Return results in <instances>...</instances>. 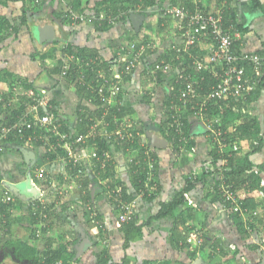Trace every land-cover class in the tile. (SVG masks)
<instances>
[{"label":"crops","instance_id":"obj_1","mask_svg":"<svg viewBox=\"0 0 264 264\" xmlns=\"http://www.w3.org/2000/svg\"><path fill=\"white\" fill-rule=\"evenodd\" d=\"M65 1L67 4L61 0H44L38 8L31 0H0V15L6 16L15 25L20 23L19 16L22 8H25L28 14L29 12L34 13V8L38 12L34 18L40 16L52 20L58 28V43H54L53 39H47L40 32H36L30 21L26 25H19L16 34L8 31L3 37H0V74L6 73L0 80V96L3 100L0 103V121L7 117L12 108L16 109L23 98H25L22 101L26 112L32 108L38 97H43L46 104L51 99L56 101L58 118L70 122V126L73 128L77 106L85 104L91 109L94 106L71 89V83L63 73L50 72V68L56 66V59L60 53H57L55 58L41 59L40 55L53 46L60 51L62 44L67 42L74 46L87 47L97 51V56L102 61L112 59L116 62L109 67L112 69L110 72L112 76L120 72L117 69L126 57L128 50L137 51L141 40L147 39L146 44L143 43L141 47L151 45V50L146 52L143 50L146 54L142 58L143 63L138 64L125 81L124 88L126 90H124L122 99L125 108L132 110L125 116L135 118L139 126L144 128L138 139L141 145H137L141 147V150L127 147V149H120L117 145H111L110 151L105 152L104 159L92 160L90 153L95 149L93 145H88L78 175L82 179L88 178L90 183L86 189L84 187L82 189L77 181L68 177V165L64 156L57 155L53 160L46 159L43 157L44 148L42 146L36 147L32 141L25 142L22 144L23 146L31 148L37 153L35 163L29 167V163L26 162L21 151L15 147L19 144L2 143L0 145V193L2 194L4 189V194L7 193L6 191L10 192L13 201L6 209V213L9 215L0 211V264L15 262L9 252V247L17 240L35 246L39 252L45 250L49 242L54 249L63 243L66 246L65 252L73 255L68 264H102L103 257L109 258V261L121 263L125 256L128 258L129 264H142L145 261L148 264H165L166 262L169 264H194L200 258L199 247L203 242L201 244L194 241L188 242L194 230H198L200 233L206 231L212 237H220L224 241L225 248L229 244H234L236 247H240L244 254L240 255L239 260L231 259V252L228 255H223L219 246L216 248L210 246L200 253L202 264H258V258L263 259L264 256V239L262 240L261 236L251 239L258 244V248L243 247V242L236 237L224 215L225 210L220 207V202L210 193L215 179H221V183L224 181H222L220 173L216 175L209 173L214 169V166L211 159V135L205 126V121L197 115L190 116L189 134L194 144L189 151H178L177 147L174 148L166 137L170 133L168 128L163 130V126L160 125L164 120L162 114L166 101L165 92L168 89L165 86L169 84V87L172 88L170 81L174 77L182 84L187 81V78H195L194 74H198L199 77H204L203 80L207 79L205 82L208 88L211 89L215 84L212 85L209 78L213 77L216 66H211L201 72L195 69V63L205 61L206 55L209 53L210 43L206 42L205 35H201L200 40L194 43L193 52L187 51L182 67L173 66V69L163 73L165 74L162 78L164 82L158 83L153 79V75L148 74V69L143 70L142 65L145 63L149 66L153 65L159 56L167 52H172L171 60L173 62L182 61L185 56L183 54L175 55V50L183 47V40L175 21L171 17L160 15L162 6L152 7L151 10H147L150 12L147 15L140 13V7L135 10L129 9L127 11L129 21H117L125 11H119L116 16L108 20L106 12H96L92 9L95 3L100 0H81V7H85V10L77 12L84 14L85 20L72 25L64 18L63 8L69 6L74 9V7L71 0ZM189 1L192 6H195L193 0ZM251 1L229 0L227 4V8L232 11L231 15L240 28V30H236L239 36L236 37L238 42H235V49L240 52H257L263 56L264 61V0H257L260 6L254 8L251 6ZM200 4L207 10H212L218 2L217 0H200ZM131 15L139 19L137 28L132 23ZM62 17L64 20L61 19ZM104 19L107 20V25L108 23L113 24L108 25L109 27L105 30L100 28L104 24ZM130 36L132 39H129ZM205 72H207L206 78L203 74ZM189 74L193 77H189ZM179 75H184V78H180ZM26 82L33 84V88L38 91L36 95L31 94L32 92L25 88ZM55 84L56 86H54ZM255 88L249 99L235 101V104L241 106L242 111L239 113L234 109L235 112L231 114V119L238 124L241 121L239 116L242 113H248L258 123L263 144L259 151L249 157L254 165H258L264 162V85H255ZM32 95L36 97L32 98ZM29 97L34 100V103L27 102ZM112 121L114 122V120ZM227 127L228 130L234 129L232 123ZM102 136L105 137V133ZM112 137L114 139V136ZM234 141L236 144L233 148L229 142L226 148L221 151L235 152L238 150L236 162L241 164L244 160L243 152L248 150V146L244 148L242 140ZM238 142L239 146H237ZM139 152H141V159L146 160V164L148 159L154 163L153 175L158 192L151 200H145L141 196L136 201L133 196V201L136 203V219L138 224H143V227L141 236L127 247H123L124 239L121 224L118 221V209L112 198L115 194L110 192V190H115V193L118 194L121 187L115 185L110 188L112 179L110 177L100 178L95 168L100 167L105 172V162H107V165L113 166L114 176L120 178L128 186L131 162H136L134 159ZM145 152H148L147 155ZM225 162L221 161L220 164L223 165ZM204 169L205 171L209 170L208 175L199 180L195 187L188 192L187 202L177 206L171 213L159 219H153L160 209V204L173 199L176 192L185 184L186 177L192 172L200 176ZM41 170H43L42 174H40ZM57 178H62V182H59ZM27 181L37 189V198H22L5 185V182H9L22 189ZM53 189L59 195L57 196L58 201L53 199L55 194ZM128 191L131 192L130 187ZM256 199L260 200V198ZM35 201H38L42 206L37 207L36 210L40 208L43 211V208L47 206L53 208L50 213V228L42 235L38 229L41 224L45 225V223L34 225L36 237L33 238L30 232L32 219L28 215L27 207ZM257 210L258 213L262 212L260 207H257ZM189 214L190 219L182 222L181 219L188 217ZM149 219L150 221H148ZM186 230H189L186 243L189 244L190 249H195L194 259H190L188 247H183L182 241H180ZM37 234L39 235L37 236ZM103 248H106V256L103 255L105 254ZM23 264L27 263L23 262ZM56 264H61V260Z\"/></svg>","mask_w":264,"mask_h":264},{"label":"trees","instance_id":"obj_2","mask_svg":"<svg viewBox=\"0 0 264 264\" xmlns=\"http://www.w3.org/2000/svg\"><path fill=\"white\" fill-rule=\"evenodd\" d=\"M44 1V0H43ZM58 1V0H57ZM73 7L76 11L83 12L85 10V7H81V0H71ZM42 3V2H41ZM40 3V4H41ZM159 0H100L95 3V5L92 7L96 12H106V16L112 18L113 16H116L119 11H125L124 15H122L120 18L117 19L119 20H125L129 21V14H127V11L129 9H138L140 7V13L142 14H149L145 13L147 10H151L152 7H155L158 5ZM183 5L184 8L191 10V8H194L192 4L190 3L189 0H171L170 4H178ZM40 4L36 5L39 6ZM161 6V5H159ZM158 6V7H159ZM251 6L254 7H259V3L257 0H252L251 1ZM138 7V8H137ZM156 7V8H158ZM39 8V7H38ZM214 12V11H213ZM160 15L161 11L159 12ZM232 11H230L227 7L225 8L223 12V19H222V28H227V27H233L234 29L231 31V34L234 33L235 30H240L238 28L235 19L231 15ZM59 15V14H58ZM60 17V16H58ZM166 17V16H165ZM163 17V18H165ZM30 18H34L32 14L27 13V10L25 8H22L19 20L20 23L18 25L13 24V22L8 19L4 15H0V37H3L8 31H12L15 34L17 33L19 29V25H26L29 21ZM62 20L63 17L61 18ZM66 21V20H65ZM108 25H113L108 23ZM107 20L104 19V24L100 28L105 30L107 27ZM229 27V28H230ZM206 39V42L208 41V44L210 43V39L208 35L204 36ZM129 39H132L130 36ZM135 39V38H134ZM238 38L233 39V45L232 48L234 51L235 49V42L237 43ZM54 43H58L57 39H53ZM240 41V40H239ZM147 39L141 40V43L138 44L139 48L137 51L131 50V52L138 53L140 52V55L138 56V60L134 59L130 55H128L129 51L127 52L126 57L124 58L123 62H121L119 68L117 69L118 73H121V78L119 82V87L120 90L115 96V104L113 106L109 107L107 112H105V105L103 104L101 98H99V95L94 92L95 89L100 85L102 78L103 77H108L111 76V68H109L111 65L116 64L112 59L105 61L101 60L100 57H98V52L92 49H89L87 47H78L74 46L71 43H63L62 46H64V49L60 48V51L55 47H51L47 50V52L43 53L40 55V58H55L57 53L61 54H66L67 56H72L70 59L71 62V67L70 70L66 74H63L65 78L68 79V81L71 83V89L75 91L78 95L82 96L84 100L87 102H90L94 108H90L89 106L83 104V105H78L77 110H76V119L74 120L75 124L73 125L74 127L70 126V122L61 120L57 116V103L55 100H48L47 104L45 106H39V114H43L45 111H51V113L54 116V119L56 120V123L59 124L58 130L64 132L67 131L70 134V139H74L75 135L78 134H86L89 125L91 124L92 119H97V120H102L104 123H107L106 129L108 132H112L115 129V124L113 123L112 120L114 118H131L130 116H125L129 114L132 110L125 108L123 105V97H124V83L129 78V76L134 72L136 69V66L138 64H142L143 60L142 58L146 56L144 51H149L151 50V45H148L147 47L145 46L141 50V45L144 43L146 44ZM194 44L190 45L187 50H181L177 51L175 50V55H185L183 58L184 60L182 61H176L173 62L171 60L172 58V52H167L166 54L159 56L158 59L155 60V63L153 65H148L147 63L143 64V70H147L148 74L153 75V79L155 82H164L162 80L163 74L161 70L156 69L155 66L156 64H160L161 61L164 62H169L171 65V69H173V66H176L178 68H181L182 65L184 64V61L187 56V51L188 52H193L194 50ZM146 49V50H145ZM183 49V47L181 48ZM144 50V51H143ZM186 51V52H185ZM237 54L241 52H249V51H236ZM185 53V54H184ZM257 53V52H256ZM259 54V53H258ZM261 55V54H260ZM262 56V55H261ZM59 58V57H58ZM56 59V66L54 68H50V72L54 71L55 74H62L63 69L62 65L63 62L61 59ZM93 61L92 67H94V70L88 71L86 73L84 82L82 83L79 78V73H80V65L82 63H85V61ZM142 60V61H141ZM96 61V62H95ZM42 62V61H41ZM95 62V64H94ZM132 63V64H131ZM178 63V64H177ZM129 64V69L126 70V66ZM239 64H246L243 61H239ZM116 66V65H114ZM149 66V67H147ZM250 66L246 65V72L248 75L252 74L251 69H249ZM153 69L155 72L153 73ZM191 69V68H190ZM190 71V70H189ZM251 72V73H250ZM194 73V72H193ZM4 74L6 73H1L0 74V80H2L4 77ZM205 75V78L207 76V72L203 73ZM195 78H198V74H194ZM256 86H262L264 85V70L262 72V77H256ZM207 80V79H206ZM206 80H203V82H199V87H197V94L196 97H191L189 101L186 104H183L181 100H179V95L180 91L179 89L182 87V84L178 82L176 77H174L171 81L170 84L172 85V88L169 87V84H167L168 89H166L165 92V106L163 110V121L160 123V125L163 126V130H166V126L168 125L169 121H171V114L173 112H176V109L172 107L173 104L179 105L180 112L183 116L184 119V126L183 128L185 129V132L187 133L188 140L184 142V150H191L193 147L194 141L189 134V124H190V116L192 115H197L199 118H202L206 122H211L213 126L217 129H220L222 132L224 131L226 136L228 137L226 141L233 142L234 140H242V146L245 148L248 146V150L243 152V162L241 164H238L236 162V152H223L221 151L216 145V143H213V140L211 138V143H212V150H211V159H212V165L214 166V169L212 171L203 170V173L198 176L195 172H192L188 177L185 178V184L176 192L175 196L173 197L172 200L166 202V203H161L160 204V209L156 215L153 216V219H159L168 213H171L173 209H175L177 206L184 204L187 202L186 197L188 195V192H190L196 185V183L204 179L205 175H208V171L210 174H219L222 176V181L221 179L217 180L215 179V184L213 185L212 195H214L215 199L220 202V207H223V202H222V190L220 189V185L224 184L226 187H228L230 190L234 191L235 193L244 191L245 197L242 205L246 207L247 209V214L252 215L254 211L257 210V207H260V210L264 211V197L260 198V200H257L256 197L258 196V190L260 187L259 181L262 177H264V162L254 165L252 161L250 160V155L259 151L261 149V146L263 144V138L260 135V129L259 125L257 122H255L254 117H250V114L246 113L241 116L240 123H235L234 120L231 118V114L235 112L234 109L238 110L239 113L242 111V108L239 104H235L234 101L228 99V100H223L217 97H207L206 95L209 93L210 88H208L207 83L205 82ZM210 83L212 82V85L216 82V80L213 77L209 78ZM58 83V81H57ZM56 83V84H57ZM56 84L54 86H56ZM25 88L29 89V92H32L31 94L36 95L38 93L37 90H35L33 87L32 83H25ZM257 88V87H256ZM255 88V89H256ZM255 89L244 96V98L241 101H245L250 98V95H253V92ZM22 100H25L23 98ZM21 100L20 105L16 107V109L12 108L11 111H9V114L7 117L0 121L1 123L7 124V125H12L14 122L18 120V118L21 116V114L24 111V102ZM201 100H206V105L202 107L201 111L199 112V104L198 101ZM30 103H34V100L29 101ZM192 106H196L195 108H192ZM44 107V108H43ZM215 118H219L218 122H214ZM135 119V118H131ZM136 120V119H135ZM232 123L233 128L232 130H228V124ZM102 127V126H101ZM168 128V126H167ZM144 128L141 126V131H143ZM47 135L48 139L45 140L42 137L43 135ZM28 136H31L32 142H34V145L36 147L42 146L44 148L43 152V157L49 160L55 159V157L58 156H64L66 163H67V168H68V177L70 176V179H73L74 181H77L78 184L82 187V189H86L88 187L89 180L82 179L77 173L78 170L81 169V165L79 164H73L71 161L68 160L66 152L62 148H56L55 150H49L48 146L50 143H55L56 137L53 136L51 132H44L42 133L36 131L33 132L31 129L25 130L24 134L22 136H18L15 132L9 136L5 142L2 143H9V144H24L25 142H28ZM111 135L110 137H103L102 135H95V136H90L87 137L85 140V143L81 145H93V148L95 149L97 153V158H92V160L96 159H104L105 157V152H109L110 146L111 145H117L120 149H138L141 150L140 146H137V142L133 143H125V144H119L117 141H115ZM224 136V134H223ZM143 137V136H142ZM167 139L172 143L174 147L177 146L178 138L177 136L173 135L171 132L169 133L168 136H166ZM36 138V139H35ZM35 139V140H34ZM1 143V144H2ZM248 143V144H247ZM0 144V145H1ZM79 145V144H77ZM127 147V148H126ZM78 148V146H75V149ZM178 150V149H177ZM179 151V150H178ZM225 159V164H220L221 161ZM135 162H131L132 168H131V176L129 177V184L128 186H131L133 190L138 194L139 191H143L142 198L145 200H151L156 192H158V186L156 185L154 190H150L145 187V182H146V175H147V170H146V160L143 158L141 159V152L138 153L137 157L134 159ZM133 161V160H132ZM98 163V162H97ZM99 164V163H98ZM105 172L100 168L96 167L95 170L100 175V178L104 179L105 177H110L112 179V182L110 184V188L115 187V185H119L121 187V191L116 194L113 192L112 198L114 200V204L116 205L118 211L120 209L118 208V205L120 202H129L133 200V193L129 192V187L125 185V182L122 181L120 178H117L114 176V168L113 166L107 165V162H105ZM98 166V165H97ZM139 169V170H138ZM256 169V170H255ZM202 177V178H201ZM59 182H62V178H57ZM96 180V179H95ZM97 181V180H96ZM153 184V183H152ZM84 187V188H83ZM109 190V189H108ZM5 191V189H4ZM3 193H0V211L4 212L5 214L9 215V213H6L7 207L10 205V202H3L2 198L5 195ZM105 191V190H104ZM111 191V190H110ZM7 193L11 194L10 192L6 191ZM58 193L56 192L54 194L53 199H57L55 201H58L59 198ZM52 200V198H51ZM17 201H20L17 199ZM12 203V201H11ZM55 203V202H54ZM222 203V204H221ZM41 206L38 201H35L33 204L28 205L27 210L29 212V216H31V235L33 238L36 237V228H34V225H38L41 223H45V225L41 224V227L38 229L39 232L44 235L46 231L50 228L49 222H50V213H51V208H48V206L43 208L42 213L46 214L45 217L39 214L40 210H37V207ZM42 207V206H41ZM224 215L227 218V221L230 223V225L233 228L236 237L243 242V247L246 248H258V244L256 242H253L251 239H254L258 237V233L262 234L264 232H261V227L264 224V219H258L257 217H251L247 216L246 220L242 218L238 213L234 212L231 210L230 204L227 202L224 204ZM137 215L135 214L130 220L126 222H121V230L123 232V247H127L132 241H134L136 238L141 236L142 232V227L143 224H138L137 222ZM152 219V218H151ZM186 219H190V214L188 217H183L181 219L182 222H185ZM150 221V219L148 220ZM147 221V222H148ZM230 226V227H231ZM189 230H186L185 234L183 237L180 238V241H182L183 247H188V252L190 259H194L195 256V249H190L189 244H187V233ZM203 242L199 247V256L201 259V252L206 248L212 246L213 248L220 247L221 248V253L223 255H228L230 252L231 259H240V255H244L242 251L240 250V247H236L235 249H229L228 247H224V241L220 237H212L207 234L206 231H203ZM251 237V238H250ZM50 240V238H47ZM48 245L45 247V250L42 252H39L35 246L29 245L25 241L22 240H17L16 242H13L10 244L9 247V252L11 253L12 257L15 259L16 262H26L27 264H56L57 261L61 260V264H68L69 261L72 258V254L66 253L65 252V244L60 243L58 245V248L54 249L53 246L51 245V242L47 243ZM105 251L103 254L106 256V248H103ZM261 257L258 258V262H261ZM110 259L107 257H103L101 260L102 264H129L128 258L125 256L122 259L121 263L115 262V261H109ZM202 260V259H201ZM142 264H148L147 261L143 262ZM164 264V263H163ZM165 264H169L166 262ZM216 264H222V263H216Z\"/></svg>","mask_w":264,"mask_h":264},{"label":"built area","instance_id":"obj_3","mask_svg":"<svg viewBox=\"0 0 264 264\" xmlns=\"http://www.w3.org/2000/svg\"><path fill=\"white\" fill-rule=\"evenodd\" d=\"M31 2L35 5H38L43 2V0H31ZM61 2H63L64 4L66 3L65 0H61ZM193 2L195 6L191 10L184 8L183 5L179 4H170L168 6H162L160 8L161 14L166 17H171L177 24V28L180 31L179 34L181 35V38L183 40L184 48H177L176 50H187L190 45L200 40L201 35H208L210 39L209 53L206 55L205 61H198L195 63V69H197L196 71L198 72L207 70L211 66H216V71L213 73V78L216 80V82L211 87V91H209L206 96L209 98L217 97L223 100L230 99L234 102L242 100L246 94L251 93L255 89L256 78L254 76L260 77L262 75L264 64L263 56L256 52H241L237 54V52L233 50V39L238 37L239 34L236 30L233 34H231V31L234 29L232 26H229L230 28H222L221 25L223 12L227 7L229 0H217V6H215V8L212 10H207L205 7H203L200 4V0H193ZM63 16L67 20V22L72 25H76L79 22L85 20L84 14L75 11L69 6H65L63 8ZM61 48L64 49V46H61ZM142 49L143 47H141V50ZM128 53V55H130L134 59H137L140 55V52L134 53L131 52V50ZM71 58L72 56H67L66 54H61L59 56V59H61V61L63 62V74H66L68 70H70ZM240 60L245 62L246 64H239ZM93 61V59L91 60V62L85 61V63H82L79 66V78L82 83L84 82L86 73L88 71L94 70V67H92ZM246 65L250 66L253 76L247 74ZM155 68L161 70L162 73H167L169 70H171V65L169 64V62L161 61L160 64H156ZM128 69L129 64L126 66V70ZM154 72L155 70L153 69V73ZM188 76L193 77L191 74H189ZM179 77L184 78V75H179ZM101 78L102 81L94 92H96L99 95V98H101L103 104L105 105L104 113H106L108 108L115 104V96L120 90L119 80L121 78V73H115L114 75L109 76V78L103 77V75H101ZM203 78V76L198 78L193 77L191 79L187 78V81L182 83V87L179 89V100H181L183 104H186L191 97H196L197 87H199V82H201ZM2 101V97L0 96V103ZM198 103H200V112L202 107L206 105V100H199ZM45 105L46 101L44 100V98L38 97L32 108L26 112H23L18 120L12 125L1 123L0 144L2 142H5V140H7L9 136L13 134V132H15L18 136H22L25 130L28 129H31L33 132L38 131L40 133H42V131L51 132L53 136L56 137V142L50 143L48 149H64L68 160L73 164L79 165H81V161L83 160V158H85L86 151L88 149V146L81 144H84L86 138L90 136L92 137L97 134L103 135L105 133V137L107 138L113 135L114 140L119 144H125L127 142H137L141 145V142H139L138 140L141 137V127L139 126L137 120H133L131 118H114L113 123L116 127L112 132H108V130L106 129L107 123H104L102 120L92 119L86 134L75 135L74 139L71 140V136L67 131L62 132L58 130L59 124L56 123L57 119H54L51 111H45L42 115L39 114V106ZM178 106L179 105L177 104L172 105V107L176 109V112H173V114H171V121H169L167 126L169 132H171L178 138L179 142H177V149L183 151V144L188 140V136L185 132V129L183 128L184 119ZM195 107L196 106H192V108ZM218 121L219 118L214 119V122ZM205 126L210 132L213 143H216V146L220 150L226 148L228 144L226 139L228 137L226 136L225 132H222L220 129L215 128L211 122L205 121ZM40 138L47 140L48 136L45 134ZM27 140L28 142L33 141L31 136H28ZM75 146H78V148L75 149ZM145 153L147 155L148 152ZM90 156L91 158H97L98 155L95 150H91ZM145 166L147 167L145 187L150 190H154L156 186L153 175L154 163L151 159H148V162ZM42 173L43 170H41L40 174ZM79 173L80 171L78 170L77 174ZM259 185L260 187H264V177L260 179ZM220 187V189L222 190L223 210L224 204L228 202L231 206V210L238 213L240 216H242V218L246 220L248 212L246 207L242 205L245 197V192L241 191L235 193L224 184H221ZM112 192L116 191L114 190ZM138 194L142 196L143 191L140 190ZM262 197H264V190L263 188H259L258 196L256 198ZM2 201L7 203L13 201L12 194L6 193L2 198ZM189 203H192V201H189ZM135 207L136 203L133 200L129 202L121 201L118 205V208L120 209V211H118V221L126 222L130 220L136 214ZM39 214L43 217L46 216V214L42 213L41 210ZM38 235L39 234H37V236ZM191 241H194L197 244H201V242L203 241L202 232L200 233L198 230H194L192 237L188 239V242ZM227 247L229 249H235L234 244H229Z\"/></svg>","mask_w":264,"mask_h":264},{"label":"water","instance_id":"obj_4","mask_svg":"<svg viewBox=\"0 0 264 264\" xmlns=\"http://www.w3.org/2000/svg\"><path fill=\"white\" fill-rule=\"evenodd\" d=\"M28 16H29V14H28ZM131 20H132L134 27L137 28L139 19L137 17H135L134 15H131ZM34 30L36 32H40L47 39H57L58 38L57 26L53 23L52 20H48L44 17L39 18V23H36L34 25ZM15 147L21 151L26 162L29 163V167L35 163V160L37 159V153L34 150H32L31 148H28L26 146H23V145H18ZM29 181H30V177H29ZM5 185L9 188V190L14 192L16 195L21 196L22 198L26 197L25 199H27V198L35 199L38 197V191L31 184V182L27 181L25 183V186L23 187L24 189L23 188L21 189L19 186L11 184L9 182H5ZM22 192H26V193H22ZM11 264H23V263L15 261ZM194 264H202V262L200 261V259H197L196 263H194ZM258 264H264V256H263V259L261 260V262Z\"/></svg>","mask_w":264,"mask_h":264},{"label":"rangeland","instance_id":"obj_5","mask_svg":"<svg viewBox=\"0 0 264 264\" xmlns=\"http://www.w3.org/2000/svg\"><path fill=\"white\" fill-rule=\"evenodd\" d=\"M171 3V0H159V3H158V5H156V7H158L159 5H161V6H168L169 4ZM179 4V3H178ZM35 5V4H34ZM35 7H38V6H35ZM160 7V6H159ZM33 11H34V13H31V12H29V14H32V16L34 17V16H36L37 15V9H34L33 8ZM149 11H146L145 13H148ZM152 12V11H151ZM155 12V11H154ZM129 50H131V49H129ZM33 97H36V96H33L32 95V98ZM32 98H28L27 99V102L28 101H31V99ZM33 100V99H32ZM166 129H167V126L165 127ZM236 144V141H233V142H231V148H233L234 147V145ZM237 146H239V142H238V144H237ZM175 148V147H174ZM238 151V150H237ZM230 152H232V151H230ZM139 170V169H138ZM256 170V169H255ZM129 177H130V173L128 174V179H129ZM215 184V182H213V185ZM97 186V185H96ZM130 187V189H131V192H133V196H135V200L136 201H138L139 200V198H141V196H140V194H137L134 190H133V188L131 187V186H129ZM110 190V189H109ZM53 192L54 193H56V191L53 189ZM111 193H112V190L110 191ZM259 209V208H258ZM262 212H259L258 213V210H256V211H254L253 212V214L252 215H248V217L249 216H251V217H257V221H258V219H264V211L263 210H261ZM120 224H121V222H119ZM231 226V225H230ZM234 227H232L231 226V229H233ZM261 232H263V230H264V224H263V226L261 227ZM258 236H261V238H262V240L264 239V232L262 233V234H259L258 233ZM202 237H203V233H202ZM204 239V238H203ZM259 241H261V240H259Z\"/></svg>","mask_w":264,"mask_h":264},{"label":"flooded vegetation","instance_id":"obj_6","mask_svg":"<svg viewBox=\"0 0 264 264\" xmlns=\"http://www.w3.org/2000/svg\"><path fill=\"white\" fill-rule=\"evenodd\" d=\"M39 18H41L40 16H37L36 18H30L29 19V21L30 22H32V25H33V27H34V25L36 24V23H39ZM36 19V20H35ZM36 22V23H35Z\"/></svg>","mask_w":264,"mask_h":264}]
</instances>
